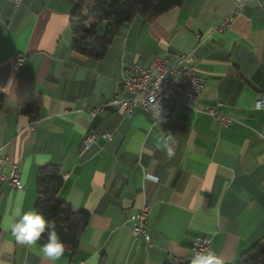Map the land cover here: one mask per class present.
<instances>
[{"label": "crops", "instance_id": "0c3cea01", "mask_svg": "<svg viewBox=\"0 0 264 264\" xmlns=\"http://www.w3.org/2000/svg\"><path fill=\"white\" fill-rule=\"evenodd\" d=\"M71 8L0 0V148L23 182L20 190L0 182V264H51L39 252L44 240L21 245L7 228L18 205L35 210L36 173L49 163L67 174L59 196L89 214L77 249L56 264L94 255L97 264H190L198 237L224 264L238 261L264 235V110L253 107L264 91V10L253 0H183L152 22L134 16L93 60L72 48ZM178 53L196 58L204 80L195 110L181 107L166 128L139 106L129 116L119 105L89 115L115 94L129 96L118 82L129 65ZM16 55L25 62L16 65ZM36 100L37 113L26 112ZM215 103L236 123L219 125L205 110ZM88 131L111 136L85 148ZM169 133L172 158L162 145ZM145 203L150 244L131 233Z\"/></svg>", "mask_w": 264, "mask_h": 264}, {"label": "built area", "instance_id": "2783aa9c", "mask_svg": "<svg viewBox=\"0 0 264 264\" xmlns=\"http://www.w3.org/2000/svg\"><path fill=\"white\" fill-rule=\"evenodd\" d=\"M237 4H243L249 0H235ZM260 10H264V0H253ZM14 6H19L22 0H9ZM234 13L228 14L218 24L217 29L222 30L229 26L234 17ZM198 37V36H197ZM16 65L23 64V55L14 56ZM196 58L190 53H178L173 61L167 56L155 58L148 66L132 63L121 75L119 84L129 93V96L119 98L116 94L105 102L92 107L89 115L94 118L99 113L104 112L108 107L119 105L125 115H131L137 106L148 112L156 122L160 123L158 116L153 112V104L157 101L161 105V124L166 128L173 123L181 107L188 110H195L197 100L204 87L203 78L195 69ZM253 107L264 110V91L260 92L253 102ZM206 112L221 126H230L236 120L221 113L220 103H215L206 107ZM27 129H35L34 122H31ZM110 138L109 132L97 133L88 131L83 138V145L88 148L98 138ZM67 174L62 175L65 179ZM7 180L15 190L23 188L20 169L17 162L11 161L0 148V182ZM151 205L142 204L133 216L131 233L135 238H141L145 243L150 244V234L147 230L148 214ZM209 241L205 237L195 238L192 244V256L196 252L206 251ZM172 258H168L169 263Z\"/></svg>", "mask_w": 264, "mask_h": 264}, {"label": "trees", "instance_id": "16d2710c", "mask_svg": "<svg viewBox=\"0 0 264 264\" xmlns=\"http://www.w3.org/2000/svg\"><path fill=\"white\" fill-rule=\"evenodd\" d=\"M71 5L69 26L73 36V50L88 58L97 60L105 53L113 36L125 23L138 15L146 22L178 6L183 0H68ZM105 23L102 35L97 33L100 24ZM3 95L0 93V104ZM39 101L29 105L26 112L37 113ZM35 210L42 213L56 225V230L74 253L85 230L89 214L66 203L59 196L62 178L59 167L45 164L36 173ZM42 240L44 238L42 237ZM45 241V240H44ZM226 264H264V235L250 245L238 261Z\"/></svg>", "mask_w": 264, "mask_h": 264}, {"label": "clouds", "instance_id": "9594fccd", "mask_svg": "<svg viewBox=\"0 0 264 264\" xmlns=\"http://www.w3.org/2000/svg\"><path fill=\"white\" fill-rule=\"evenodd\" d=\"M11 82V81H10ZM153 112L158 116L161 123V105L157 101L153 104ZM174 136L169 133L162 138L163 148L166 150L168 158L174 156L173 144ZM153 179H155L153 177ZM16 242L28 247H35L38 242L44 238L45 242L39 245L41 255L56 264L66 250V245L56 230V225L48 220L42 213L36 210L24 211L21 205H18L12 213V220L7 226ZM98 257L92 256L84 261V264H97ZM190 264H224L223 260L211 249L202 252H196Z\"/></svg>", "mask_w": 264, "mask_h": 264}, {"label": "rangeland", "instance_id": "374dc122", "mask_svg": "<svg viewBox=\"0 0 264 264\" xmlns=\"http://www.w3.org/2000/svg\"><path fill=\"white\" fill-rule=\"evenodd\" d=\"M104 28H105V23H102L98 28H97V32L99 35H102L104 32Z\"/></svg>", "mask_w": 264, "mask_h": 264}]
</instances>
